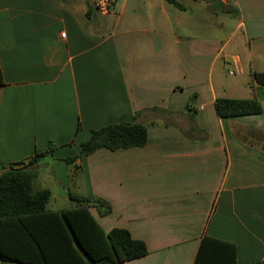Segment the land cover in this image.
Returning a JSON list of instances; mask_svg holds the SVG:
<instances>
[{"label": "crops", "instance_id": "crops-1", "mask_svg": "<svg viewBox=\"0 0 264 264\" xmlns=\"http://www.w3.org/2000/svg\"><path fill=\"white\" fill-rule=\"evenodd\" d=\"M101 1L0 0V163L57 144L30 166L34 188L50 210L72 195L110 202L108 215L90 208L104 230L149 250L118 264H193L204 235L263 263L264 0ZM218 97L263 112L220 117ZM122 121L147 125V143L64 160Z\"/></svg>", "mask_w": 264, "mask_h": 264}, {"label": "trees", "instance_id": "trees-1", "mask_svg": "<svg viewBox=\"0 0 264 264\" xmlns=\"http://www.w3.org/2000/svg\"><path fill=\"white\" fill-rule=\"evenodd\" d=\"M169 1L184 8L177 0ZM255 79L264 85V71L255 72ZM3 84L0 68V85ZM215 108L220 117L263 112L262 103L255 98L218 97ZM148 137L145 124L111 123L93 130L82 142L80 154L64 160L72 163L100 148L140 147ZM56 148L57 144L49 142L46 148H37L27 162L9 167L0 163V264H118L147 255L146 242L134 238L127 228L104 230L90 210L95 207L102 216L110 214L112 205L104 198L72 195L74 207L60 211L47 208L51 192L34 188L36 172L30 166L52 155ZM193 264H238L237 248L229 241L204 235Z\"/></svg>", "mask_w": 264, "mask_h": 264}, {"label": "built area", "instance_id": "built-area-1", "mask_svg": "<svg viewBox=\"0 0 264 264\" xmlns=\"http://www.w3.org/2000/svg\"><path fill=\"white\" fill-rule=\"evenodd\" d=\"M222 1L225 3H228L232 0H222ZM97 6L99 9L108 12V11H110V8H111V2H110V0H103V1L99 2L97 4ZM62 35L65 36V33H62Z\"/></svg>", "mask_w": 264, "mask_h": 264}, {"label": "rangeland", "instance_id": "rangeland-1", "mask_svg": "<svg viewBox=\"0 0 264 264\" xmlns=\"http://www.w3.org/2000/svg\"><path fill=\"white\" fill-rule=\"evenodd\" d=\"M3 264V263H2ZM9 264H14V263H9Z\"/></svg>", "mask_w": 264, "mask_h": 264}]
</instances>
